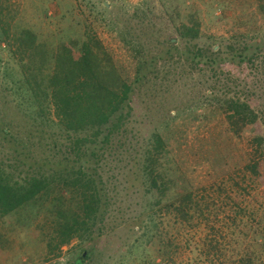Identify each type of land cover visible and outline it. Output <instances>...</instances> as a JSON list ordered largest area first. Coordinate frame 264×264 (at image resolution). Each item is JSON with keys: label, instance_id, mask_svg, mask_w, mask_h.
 Returning a JSON list of instances; mask_svg holds the SVG:
<instances>
[{"label": "rangeland", "instance_id": "rangeland-1", "mask_svg": "<svg viewBox=\"0 0 264 264\" xmlns=\"http://www.w3.org/2000/svg\"><path fill=\"white\" fill-rule=\"evenodd\" d=\"M192 18L200 35L197 48L184 53L175 27ZM86 33L97 36L122 78L136 85L127 134L96 165L108 204L103 232L67 238L81 201L57 181L0 218V264H220L262 242L264 156L258 175L247 170L257 157L252 127L235 131L217 101L240 93L264 126V17L256 0H0V175L22 184L73 164L63 161L66 141L54 112L42 116L29 108L14 83L46 82L59 45ZM171 48L183 51L181 60L169 55ZM244 48L256 51V66L237 74L226 60ZM194 55L197 63L189 61ZM206 57L216 61L208 66ZM144 61L156 64L140 68ZM155 134L167 144L163 172L172 182L151 209L142 169ZM183 188L203 212L184 226L168 209ZM210 240L220 244V259L207 254L203 244ZM261 256L264 264V251Z\"/></svg>", "mask_w": 264, "mask_h": 264}, {"label": "trees", "instance_id": "trees-1", "mask_svg": "<svg viewBox=\"0 0 264 264\" xmlns=\"http://www.w3.org/2000/svg\"><path fill=\"white\" fill-rule=\"evenodd\" d=\"M256 2L259 13L264 17V0H256ZM189 22H182L175 27L176 34L180 38H177L176 45L181 42L186 48L184 53L197 48L196 40L200 35V23L197 19L192 18ZM168 43L172 47L175 45L171 38ZM174 49V53L171 52L172 48L169 50V55L174 54L181 60L183 51ZM246 49L240 50L233 59L226 60L228 67L234 69L237 74L246 71L250 63L256 66L254 60L256 51L253 54H246L244 52ZM213 53L219 55L220 50ZM203 60L208 66L216 61L212 57ZM189 61L195 63L196 55ZM154 64L156 62L144 61L140 68H151ZM255 68L259 69L260 66ZM135 83L142 84V82ZM14 85L29 98V108L42 116L49 113V110L50 115L52 111L54 112L56 122L54 121L53 124L60 127L66 141L63 148L67 151L61 150L64 155L62 158L66 157L63 161H72L73 164L70 165V162L67 164V169L70 170L27 178L22 184L13 185L10 180L0 175V218L28 205L46 192L53 183L63 181L66 187L73 189L81 201L80 213L74 214L72 226L66 234L67 238L84 235L91 239L100 236L103 232L100 226L104 221L108 204L104 198L105 186L102 185L100 178L97 179L96 168L100 160L114 151L116 145L114 141L119 138L118 142L121 143L122 137L127 134L136 85L122 78L101 41L91 33H86L80 42L73 40L59 45L54 72L46 82H15ZM217 97L219 106L224 109L235 131L240 126L252 127L254 133L252 149L258 159L254 158L246 168L254 175H258L257 165L260 157L264 156L262 116L253 107L254 104L240 93L234 97ZM9 132L10 130H6L5 134ZM150 150L142 172L147 181L148 192L153 194L151 209H154L162 204L163 196L172 181L168 174L163 172L162 158L165 156L167 144L162 136L155 134ZM183 189L179 192L178 198L168 204V209L172 211L176 221L184 226L191 224L194 214L203 215V212L200 208L195 210L197 203L192 191ZM262 234V242L258 243L255 240V245L242 248L237 258L221 259L220 264L263 263L261 254L264 251V232ZM219 245L212 240L203 244L209 256L215 254L220 259L222 248Z\"/></svg>", "mask_w": 264, "mask_h": 264}]
</instances>
